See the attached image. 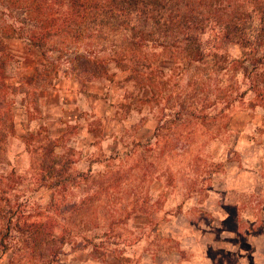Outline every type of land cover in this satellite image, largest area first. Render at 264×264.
Segmentation results:
<instances>
[{"label": "rangeland", "instance_id": "374dc122", "mask_svg": "<svg viewBox=\"0 0 264 264\" xmlns=\"http://www.w3.org/2000/svg\"><path fill=\"white\" fill-rule=\"evenodd\" d=\"M17 13L5 18L9 27L0 13V37L13 31L23 36L2 40L10 59L0 54L6 63L1 74L6 99L0 107L6 114L0 122V264H53L83 248L99 257L127 249L162 251L173 245L169 232L179 234V243L195 237L182 230L189 226L196 234L192 223L204 230L211 218L204 208L230 207L235 191L241 193L243 223L263 230L264 101L247 90L250 81L240 70L234 86L228 76L203 78L209 73L201 68L197 80L207 92L217 85L220 90L234 86L232 104L221 112L222 100L212 95L213 121L185 118L188 122L180 123L170 115L174 102L169 100L185 95L187 105L194 106L188 85L193 71L181 74L179 63L171 66L166 60L169 52L152 53L163 83L156 102L113 62L93 69L77 57L82 50L62 48L60 40L49 42L43 52L30 47L25 40L29 26ZM3 28L8 32L2 34ZM117 39L121 43L123 36ZM102 44L103 50L108 47L107 41ZM225 52L240 57L236 48ZM61 166L67 170L55 176ZM25 226L39 227V234L19 231ZM184 232L188 235L181 236Z\"/></svg>", "mask_w": 264, "mask_h": 264}, {"label": "trees", "instance_id": "16d2710c", "mask_svg": "<svg viewBox=\"0 0 264 264\" xmlns=\"http://www.w3.org/2000/svg\"><path fill=\"white\" fill-rule=\"evenodd\" d=\"M13 11L25 16V22L21 23L29 26L25 30V40L30 47L43 52L49 42L60 40L62 48L69 46L67 49L82 50L77 57L92 63L93 69L113 62L119 70L129 72L126 80L148 90L150 99L156 102L160 100L158 94L163 92L159 93L157 88L163 83L156 75L152 53L156 49L169 52L170 57L166 60L171 66L179 63L181 74L189 69L193 71L188 85L194 106L187 105L185 95L169 100L174 102L170 115L180 123L190 118L200 122L213 121L216 117L212 118L210 113L214 107L208 103L212 95L222 100L221 112L229 108L236 84L233 79L239 70L250 81L247 90L264 101V0H0L4 26L9 27L5 18L9 19ZM1 31L2 34L8 32L6 28ZM19 31L23 32V29ZM120 36H123L121 43L117 39ZM3 37H0V54L2 58L10 59L2 40L23 36L13 31ZM106 41L108 47L103 50L102 42ZM227 48L238 49L240 57H229L225 52ZM105 51H109L108 57L101 55ZM5 67L6 63L0 61V107L6 99L1 80ZM201 68L209 73L203 78L219 77V74L228 76L234 86L231 84L220 90L217 85L207 92L205 84L197 80ZM88 76L94 77L95 72ZM244 94L242 92L240 96ZM201 95L202 98L197 99ZM167 97L170 99L169 95ZM5 117V112L0 109V122ZM13 127L10 123L8 131L12 132ZM60 168L55 176L67 170L64 166ZM39 230L36 226L19 228L29 237L39 234Z\"/></svg>", "mask_w": 264, "mask_h": 264}, {"label": "crops", "instance_id": "0c3cea01", "mask_svg": "<svg viewBox=\"0 0 264 264\" xmlns=\"http://www.w3.org/2000/svg\"><path fill=\"white\" fill-rule=\"evenodd\" d=\"M240 198L241 193L235 191L230 207H205L211 218L204 230L200 223H192L196 234L189 226L182 230L195 237L183 238L179 243L175 241L179 234L169 232L167 236L173 245L162 251L142 248L134 253L127 249L123 253L105 252L99 257L92 248H83L61 256L53 264H264V227L256 232L255 223H243ZM183 212L187 213L186 209ZM185 233L188 235L184 232L181 236Z\"/></svg>", "mask_w": 264, "mask_h": 264}]
</instances>
